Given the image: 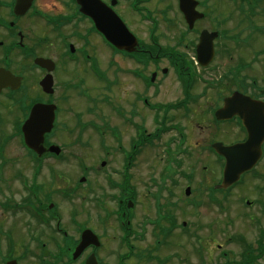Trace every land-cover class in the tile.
Listing matches in <instances>:
<instances>
[{"label": "flooded vegetation", "instance_id": "af4514ba", "mask_svg": "<svg viewBox=\"0 0 264 264\" xmlns=\"http://www.w3.org/2000/svg\"><path fill=\"white\" fill-rule=\"evenodd\" d=\"M28 1L0 0V184L9 189L2 199L0 188V264H86L91 255L99 264H110L113 255L117 264H128L140 260L134 241L148 236L153 243L145 250L147 260L174 262L171 238L179 227L174 209L152 213L134 207L136 168L154 146L158 151L147 161L161 163V182L174 185V168L187 163L215 165L222 172L225 159L215 146L248 137L240 113L255 111L264 125V47L251 42L257 31L264 34V0H103L135 36L138 44L131 50L111 44L77 0ZM227 6L233 10L224 16ZM257 16L263 20L258 30ZM207 32L217 33L212 47L209 40L202 45ZM45 77L52 93L41 86ZM101 87L118 93L99 101L105 121L96 112ZM163 94L173 97L166 100ZM233 96L235 112L219 118ZM36 103L56 106L42 155L25 144L22 132ZM9 120L12 132L6 133ZM52 145L61 152L49 151ZM16 148L25 174L12 177L15 190L6 177V156ZM64 162L75 174H66ZM263 162L264 140L261 158L242 177L252 173L264 187V170H256ZM192 179L187 175L186 187ZM221 179H210L208 187L199 181V188L212 191ZM167 190L172 196L171 187ZM215 190L207 201L220 206V189ZM87 230L100 244L75 256ZM114 241L128 251L112 253ZM160 244L170 245L168 255L160 256Z\"/></svg>", "mask_w": 264, "mask_h": 264}, {"label": "rangeland", "instance_id": "374dc122", "mask_svg": "<svg viewBox=\"0 0 264 264\" xmlns=\"http://www.w3.org/2000/svg\"><path fill=\"white\" fill-rule=\"evenodd\" d=\"M232 10L233 8H230V6L224 7V16ZM260 11L262 13V10ZM260 16L256 17V27L263 25V20L258 19ZM251 42L254 43L252 46L263 48L264 34L260 30L257 31ZM255 72L257 73V71ZM113 76L114 73H112ZM215 76L217 74L214 73ZM113 91L109 92L101 87L95 94L96 112L100 121H105L106 116L103 113L102 106L98 108L99 101L103 104L100 100L102 97L118 94L113 93ZM169 95L171 94H163L162 96L168 100L173 97V95L172 97ZM85 118L87 119L89 116ZM9 121V123H5L4 132L6 133L12 132L11 120ZM14 143L16 144V142ZM153 148L144 152L142 156L143 164L141 167L136 168L135 171V179L139 189L134 207L138 209L148 208L151 209L152 213L155 208H163V210L174 209L179 223L178 229L171 238L173 241L171 248L175 251L173 261H175L166 264H236L239 261H243V254L245 255L246 252H250V256L254 257V264H264V251L262 250L264 249V232L263 236H261L256 226L257 223H261L260 226L264 227V187L262 186L263 183L258 180L259 178L253 177L252 173L245 175L241 183L226 193H218L217 197L222 199V204L217 206L207 201V194L212 191L209 189L205 193L199 188L198 182L203 180L208 187L211 183L210 179L221 178L220 167L214 165L202 168L201 166H192L187 163L174 168L175 172L171 179L175 183L174 185L167 179H163L161 182V163L156 161L148 163L147 161V155L152 154L153 156L155 151H158L157 147L153 146ZM10 153L11 155L6 156L9 164V175L6 177L9 180L8 184H11V189L14 188L16 190L18 184H12L11 180L19 172L25 174L22 152H19L18 148H16L15 152ZM14 159L18 160V163ZM60 167L67 172V175L75 174L76 168L68 162L60 163ZM256 170H264V162ZM187 175L193 176L192 180L194 182V184L192 183L193 185L191 184V193L189 195L185 194V189L188 185L186 182ZM155 183L160 184L155 186ZM168 187L173 190L172 196L168 194ZM0 188L4 191L3 196H1L4 199L9 189L4 184H0ZM16 199H19V195L16 196ZM247 199L252 201V206L246 204ZM200 200H204V204L199 207L194 206L195 202ZM183 221H186L187 224L183 229H180ZM183 230L186 232H183ZM147 233H149V230H147ZM149 238L150 236L146 237L144 241H134L137 244L136 255L140 260H127L128 264H156L148 261L146 257L145 250L153 243ZM110 244L112 245V253L114 250H117L119 254L128 251L127 248H121L117 241L110 242ZM169 246L159 245L158 253L161 257L170 253V251H167L170 249ZM185 257L188 260L186 262H184ZM109 262L110 264H117L114 255L109 259Z\"/></svg>", "mask_w": 264, "mask_h": 264}, {"label": "water", "instance_id": "95a60500", "mask_svg": "<svg viewBox=\"0 0 264 264\" xmlns=\"http://www.w3.org/2000/svg\"><path fill=\"white\" fill-rule=\"evenodd\" d=\"M18 1L23 2V0ZM77 1L81 6V11L94 19L98 30L101 31L110 42L119 48H125L128 50L135 47L136 40L134 36L129 32L125 24L112 8L107 6L101 0ZM30 2H32V0L28 1V3ZM183 3L185 4V2ZM181 8L188 15V8L186 6H182ZM215 36L216 33H205L202 37V45L206 43V40H209V47H212L213 38ZM41 85L44 91L48 93L53 92L52 82L47 78L41 81ZM245 99L247 100L246 103L249 102V105L254 104L249 98ZM235 100H238L235 96L226 100V107L218 111V116L220 118L230 116L235 112L233 110V104L237 103V101L234 102ZM246 111H242L240 114L243 117V123L248 131L247 140L231 146H224L221 143L215 146L216 150L226 159L223 179L219 185L220 188H227L237 182L244 172L255 166L261 156V144L264 140L263 121L262 118H260L259 113L255 111L251 112L247 109ZM54 120L55 106L52 104L37 103L32 107L28 119L22 126L26 144L39 154L44 151L42 145L44 142V136L52 130ZM49 150L56 153L60 152V149L57 146H51ZM186 194H190V188L186 189ZM89 244H95L98 246L99 240L92 231L87 230L84 232L83 239L76 249L75 256H77L78 253ZM86 264L99 263L96 257L91 255Z\"/></svg>", "mask_w": 264, "mask_h": 264}, {"label": "trees", "instance_id": "16d2710c", "mask_svg": "<svg viewBox=\"0 0 264 264\" xmlns=\"http://www.w3.org/2000/svg\"><path fill=\"white\" fill-rule=\"evenodd\" d=\"M254 263H255L254 257L250 256V252L249 253L246 252L243 261L238 262L237 264H254Z\"/></svg>", "mask_w": 264, "mask_h": 264}]
</instances>
